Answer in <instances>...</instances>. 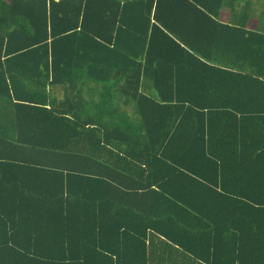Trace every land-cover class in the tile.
Instances as JSON below:
<instances>
[{
  "label": "trees",
  "instance_id": "16d2710c",
  "mask_svg": "<svg viewBox=\"0 0 264 264\" xmlns=\"http://www.w3.org/2000/svg\"><path fill=\"white\" fill-rule=\"evenodd\" d=\"M251 12L0 0V113H13L0 264H264V20ZM119 104L135 115H111Z\"/></svg>",
  "mask_w": 264,
  "mask_h": 264
},
{
  "label": "crops",
  "instance_id": "0c3cea01",
  "mask_svg": "<svg viewBox=\"0 0 264 264\" xmlns=\"http://www.w3.org/2000/svg\"><path fill=\"white\" fill-rule=\"evenodd\" d=\"M259 17L257 16L256 17V20L254 21V23L258 22ZM87 83H85L84 85H80L81 87H83L81 89V87L79 86V90L78 92L80 93V96H81V99L83 98L84 102H91L88 106L89 110L87 112V114L89 115H93L94 114V102L96 101L95 100V97H92V95H90L88 93V88L91 84H89L90 82L86 81ZM7 106L1 108V119H0V133H3L5 130H8L7 128L9 127L10 123L12 122L13 120V113L10 112V110L8 111V114H6V112H4V110H7L8 107V103H6ZM124 105V106H123ZM125 106H128V108H126ZM123 107V109H122ZM119 109H120V113L121 115H125V116H128V117H132L134 116L135 114L133 113V115H131V111H130V105L129 104H119ZM133 111V110H132Z\"/></svg>",
  "mask_w": 264,
  "mask_h": 264
},
{
  "label": "rangeland",
  "instance_id": "374dc122",
  "mask_svg": "<svg viewBox=\"0 0 264 264\" xmlns=\"http://www.w3.org/2000/svg\"><path fill=\"white\" fill-rule=\"evenodd\" d=\"M250 1L252 3V12H251V14H253L254 17L258 16L259 19H257V20H261V21L264 20V14L261 11V10L264 11V0H250ZM255 19H254V21H255ZM129 105H130L131 115H133L134 108H133L132 104H129ZM125 107L128 108V106H125ZM122 109H123V107H122ZM111 115H120V111L119 110H115V111H113V113H111Z\"/></svg>",
  "mask_w": 264,
  "mask_h": 264
}]
</instances>
